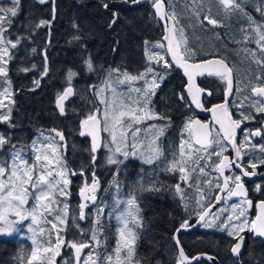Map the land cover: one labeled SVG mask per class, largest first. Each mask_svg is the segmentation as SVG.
I'll return each instance as SVG.
<instances>
[{"label": "snow or ice", "instance_id": "6c2138e0", "mask_svg": "<svg viewBox=\"0 0 264 264\" xmlns=\"http://www.w3.org/2000/svg\"><path fill=\"white\" fill-rule=\"evenodd\" d=\"M39 2L43 4L46 0H39ZM130 2L138 4L141 0H130ZM149 2L155 9V17L165 20L164 40L168 41L167 46L162 41L151 44L145 40V55L148 63L143 72L137 76L123 73L122 79L117 75L115 82H113L111 79L112 72H119V69H113L109 73V78L103 82V87L96 89V86H93L95 94L98 96H102L109 89L112 91L113 96H116V83H128L131 85L132 82L137 80L144 81L142 88L130 87L126 94L128 100L136 105L135 108L129 106L126 111H120L119 115H114L112 113L115 111V108L107 97H103L101 99V103L105 105L103 122H101L98 115L100 112L99 108L96 109L95 113L90 112L84 119L80 120L79 135L81 137L86 135L91 137L89 151L92 163L88 169L91 175H88L84 167H81L79 171L70 168L65 156L67 138L61 130L55 128L40 131L39 135L32 140L30 148L33 160L31 163L26 154L28 152L27 146L18 147L17 145H11L9 156L6 159H0V234L17 232V224L20 221H30L27 232L30 233L28 238L31 240L33 247L30 254L21 250L19 257L21 264H59L57 257H61L62 248L71 250V255L63 258V264H139L138 260H134L135 243L139 238L138 230L143 227V218L140 215L139 207V194L146 191L159 192L174 188V194L180 197L181 202L184 201L185 193L181 184L178 183L174 186L165 185L158 179L153 178L154 172L145 174L144 169H141L139 179L129 186L127 195H121L124 184L118 179V176L121 165L124 164L129 156L136 157L143 164L147 165H159L164 157V152L161 149L159 141L160 137L164 135L166 128L171 125V119L166 114L158 113L152 109L151 98L165 79L167 71L164 73L158 72L152 66L153 60L158 64L162 63L165 70L170 69L173 63L184 70V75L187 77V84L185 86L187 97L184 93H181L178 98L186 104L190 99L191 104L188 105L189 107L195 105L196 108L205 109V105L201 99V94L205 92V89L198 87L194 80L196 76L204 75L205 73L209 76H217L224 83L226 98L224 103L207 109L212 112L216 123L219 124L216 135L213 136L211 131H209L204 134L203 139H197L196 143L200 145L199 148H194L191 142L185 141L182 136L178 152L173 150L171 160H168L161 170L164 172L178 171L181 174V181L189 183L191 174L186 172V168L194 164L198 167L200 173L206 176L210 175L206 172L208 164H201V161L205 160V156L199 154L201 152L205 153L208 160H211V156L215 155L219 159V163L214 165L212 171L218 173L223 178V185L221 186L219 182L216 185L219 189L216 202H224L226 204L233 197L239 198V202L230 205L232 211L226 216H223V212L226 209L213 214L206 206L199 213L197 223L205 228L218 227L221 231L227 232L229 237H233L236 243L231 246V252L237 257L244 240L241 233L246 229L256 236L264 237V200L256 204L258 214L255 220L250 221L247 218L246 208L251 207L253 202L248 199V192L242 182V177L256 175L257 168L264 166V143H253V138L255 137L264 139V125L255 130L243 129L244 137L237 144V130L240 129L241 123L247 120H254L256 117L251 112L244 113L241 111L242 119L235 120L229 114L228 98L234 92L235 94L242 92L240 84L234 75L233 67H230L224 58L215 61H195L193 59L194 54L187 48V39L184 37L183 29L175 28V25L179 23V18L175 11L166 12L164 0H149ZM243 2L244 0H219V3L224 7L226 12L239 11L243 16L247 17L250 27L255 25L251 29L249 36H252V39L255 40L261 55L258 58L255 51H246L250 52L252 59L257 64L264 66V24H258L245 11ZM19 6L20 0H10L8 6L0 5V78H3L4 82L8 84V87H4L0 91V122L8 123L9 126H12L11 105L14 104V100L12 99L13 93L10 90L11 82L7 79V65L13 59L14 50L25 39V37L17 36L13 40L8 35L12 27V18L18 15ZM103 6L106 9L108 8L107 3H104ZM169 7L172 6L169 5ZM192 10L194 15L201 20V25H203L204 21H207L209 25L213 27L217 26L218 21L211 17L210 11L208 13L205 12L202 3H196V0H193ZM256 11L261 16H264V0H257ZM117 15V13H113L114 17ZM169 18L172 20V28L168 24ZM49 23V21L41 20L36 25V28L44 27ZM112 23H115V19H113ZM177 31L179 32V39L173 43V39L169 33ZM247 39L248 36H246ZM156 48H166V51L156 52L154 51ZM32 51L35 52L36 49H32ZM167 55H171V61L166 59ZM85 63L89 71H91V60H87ZM32 67L35 68L36 66L33 65ZM21 71H29V69H21ZM47 72L48 68L45 65L42 76L47 75ZM75 75V72L69 70V86L65 87L62 93H57L55 104L61 115L65 113L64 102L74 94L71 80ZM149 76L151 77L150 81ZM256 79L261 80L262 77L258 75ZM33 84L35 87H39L40 81L34 80ZM133 92L136 94L135 99L132 97ZM251 94L258 98L251 101L256 113L264 114V99H259L264 98V85L253 86ZM208 95H211V92H208ZM5 100L8 103H5ZM249 100L250 97L245 95L244 100L236 106L238 109H242L244 102ZM119 107H124L123 99L119 101ZM125 117H129V119H125ZM146 119L167 120L168 123L163 126L151 124L147 128L135 126L141 124ZM101 123L103 124V131L110 133L111 143H105L99 139L98 132ZM193 125H198L200 129L208 127L190 117L185 122L184 128L191 131ZM141 133H143V138L140 136ZM129 136L131 137V141H129ZM9 144H11V137L0 134V149ZM213 144L219 148V151L209 152ZM227 145H231V148L235 151V158L229 159L228 156L224 155V152L227 151ZM100 148H106L108 151L106 163L116 166L113 178L109 183V188L114 189L111 206L100 204L96 195L100 187V181L97 177L95 164L97 160L96 153ZM245 148L248 151H242ZM257 151L262 154L258 159L250 155ZM244 156L250 157L247 165L243 162ZM249 168L252 170L251 172L248 170ZM234 169H239V174ZM226 170L231 171L232 175H225ZM192 171L194 172L195 168ZM76 175L81 176L83 180L79 188L81 202L78 205V212L75 209H71L67 202V197L71 195L69 191V186L72 183L71 177ZM207 183L211 186L212 182L209 180ZM107 190L105 189V191ZM255 191L264 193V185L257 184ZM57 195L65 197V200H58L56 198ZM30 199L34 203L31 208H27L25 206L28 205ZM203 199L204 195L202 194L201 200ZM89 207H93L94 209L91 214L85 211ZM106 208L109 209L107 212L108 219L114 218L117 224V239L114 249L115 259L112 253L107 252L105 245L106 237L103 236L104 227L102 218L105 215ZM10 213L16 219H10ZM90 215L92 216L90 230L79 228L77 221H86ZM48 217H52V219L49 220ZM69 218L72 225L79 229L80 236L66 240L62 233L68 226ZM49 224L51 228L46 227ZM191 227L193 225L187 219L180 225L181 229ZM179 231L180 229H177V232ZM53 233L56 235L55 242L52 241ZM44 236L47 237L46 247L41 239ZM176 243L179 245V240ZM101 248L104 249L103 252L100 251ZM85 249H90L86 256L82 255ZM101 256H103V261H101ZM200 258L193 257L190 259L181 248L179 250L178 264H191V260H199ZM207 258L209 260L214 259L211 256Z\"/></svg>", "mask_w": 264, "mask_h": 264}, {"label": "trees", "instance_id": "16d2710c", "mask_svg": "<svg viewBox=\"0 0 264 264\" xmlns=\"http://www.w3.org/2000/svg\"><path fill=\"white\" fill-rule=\"evenodd\" d=\"M104 3L108 4L107 9ZM9 4L10 0H0V5ZM135 5L130 0H46L43 4L39 0H20L18 15L12 18L8 35L13 40L17 36L25 39L14 50L13 59L7 65V79L11 82L10 90L14 100L11 105L12 126L0 122V134L10 136L11 144L0 149V158L8 157L11 145L30 143L38 131L55 128L61 130L67 138L65 156L70 168L79 171L84 167L88 175H91L88 171L92 163L89 151L91 144L87 136L79 135V131L80 120L101 108L93 86L101 88L113 69H123L132 76L136 72L133 64L140 56V42L148 35L153 41L157 33L158 26L151 3L142 0L140 10L135 9ZM113 13L118 15L114 17ZM113 19L115 23H112ZM41 20L50 23L36 28ZM87 60H91V71L85 63ZM33 65L36 67L33 68ZM45 65L48 72L42 76ZM69 70L76 73L71 80L74 94L65 101V113L61 115L55 107V101L57 93L69 86ZM34 80L40 81L39 87L34 86ZM3 83L4 79L0 78V89ZM5 102L8 103L7 100ZM150 122L152 120L146 124ZM153 122H157V119H153ZM96 156L95 170L100 181L96 195L100 203L116 166L106 163L102 148ZM136 159L128 158L121 167L118 179L124 184V193H128L129 186L139 179L141 169L146 174L153 167ZM71 181L70 208L78 211V189L83 180L76 175L71 177ZM161 183L165 184L163 181ZM171 192L162 190L139 194L143 227L138 230L139 238L135 243L134 254V260H138L139 264H174L168 249L172 246L174 228L181 215L172 204ZM92 210L89 207L86 211ZM75 232L76 227L69 218L62 235L70 240L76 238ZM220 241L227 243L228 239L220 237ZM255 246L250 247L247 255L241 256V264H264L259 244ZM32 247L23 240L0 237V264H21V250L30 254ZM222 252L230 256L229 250L223 249ZM70 255L71 250L62 248L61 257H57V261L63 264V258ZM197 264L210 263L199 261ZM221 264L233 262L228 260L224 263L221 260Z\"/></svg>", "mask_w": 264, "mask_h": 264}, {"label": "flooded vegetation", "instance_id": "af4514ba", "mask_svg": "<svg viewBox=\"0 0 264 264\" xmlns=\"http://www.w3.org/2000/svg\"><path fill=\"white\" fill-rule=\"evenodd\" d=\"M149 1V0H148ZM216 4V9L218 12V16L216 11H214V15L211 14V17L218 21L217 26L213 27L203 22L201 25V20H198L197 27L190 20H185L183 13H181V8L173 7L174 0H164L165 3V11L171 12L175 11L177 17L179 18V23L175 25L176 29L182 28L184 31V37L187 39V48L193 53V59L195 61L207 59L210 57H220L224 58V60L228 63L230 67L234 69V75L240 84V88L242 92L240 94H234L228 100V111L231 115L232 119L241 120V111L244 113L251 112L256 118L254 120H247L241 123L240 129L237 130V144L244 137L243 129H251L255 130L262 125H264V114H258L255 111V107L252 106L251 101L258 99L257 97L252 96L251 88L253 86H262L264 85V66L259 65L260 72H257L256 69L254 73H250L248 76L243 77L241 73L240 65H236L229 59L227 56L231 53L235 52H245L247 47L244 46H253L257 44L255 41L253 44L246 40V36L249 38V21L246 16H242L244 18L234 20L233 13H238V11H232L229 13V16H225V9L219 3V0H212ZM142 3V0L141 2ZM140 3L135 5V9L140 10ZM248 2H243L244 7H247ZM171 5L172 7H169ZM152 6V4H151ZM220 9H219V8ZM222 9V10H221ZM250 10V8H249ZM152 11L155 16V9L152 7ZM249 14L253 15L252 12L249 11ZM157 22V33L154 35V40H150V36L148 35L140 42V56L139 60L133 64V69L136 70L132 76H137L140 72L145 70V67L148 63L147 57L143 52V46L145 40L149 42H158L162 41V37L164 34L162 23L155 17ZM244 19V20H243ZM253 19L258 24H264V16H259L256 13L253 15ZM190 23L193 25L192 29L190 28ZM173 25V24H172ZM247 30V31H245ZM254 35V33H253ZM176 41L179 39V32H175ZM216 36L219 40L218 44H211L210 37ZM164 43V42H163ZM249 48V47H248ZM260 51L259 48H255ZM252 50V49H248ZM161 51H166L165 49H161ZM203 57H202V56ZM201 56V57H200ZM168 61V55L166 56ZM152 66L161 73L167 71V75L163 82L160 84V87L156 89L155 95L151 98V107L154 111L158 113L166 114L171 119V125L166 128V131L162 137H160V146L164 152L163 162L159 165L153 164L150 172H154L155 175L153 178L158 179L160 182H165V185H176L181 184V187L185 193V199L181 202L179 196L174 194V188L170 189V195L173 197L172 204L175 206L178 214L181 215V219L177 221V226L174 228V231L180 227L184 220H189L191 224H193L196 218L199 216L202 208L210 205L216 198L219 189L217 188V182L222 186L223 178L219 176L218 173L213 172L212 168L215 164L219 163V159L215 156H211V160L207 159L205 153L201 152L199 155L205 156V160L201 161V164L207 163L208 167L206 168V172L210 175H204L199 172L198 167L196 165H190L186 168V172L190 173V181L189 183H183L180 179L181 174L177 172H164L161 169L164 167L165 163L172 158L173 150L178 152L180 146V140L183 136L185 141H190L194 148H199L200 145L193 141L192 131L184 128L185 122L188 118L200 119L202 123H208L209 131L213 136L216 135L217 130L219 129V124L216 123V119L214 118L212 112L207 109L212 108L214 105L222 104L225 99V85L224 83L215 75L209 76L201 75L196 78V84L198 87L205 89V92L201 94L202 103L205 105V109L201 111L196 110L192 105L189 107L190 101L188 103H184L179 100V94L184 93L187 97L185 91L186 79L183 76V73L180 69L171 66L170 69L165 70L163 65H158L156 62L152 61ZM260 75L262 77L261 80H257L256 77ZM241 77V79H240ZM208 92H211V95H208ZM248 95L250 97L249 101L244 102V107L242 109H238L236 105H239L241 101L244 100V96ZM264 99V98H259ZM219 115V113H218ZM168 123L167 120H158L157 122H152L151 124H155L157 126H163ZM227 123V121H225ZM205 130V129H204ZM253 143H264V139L261 137L253 138ZM219 151V148L213 144L209 149V152ZM242 151H248L247 148ZM224 155L228 156L229 159L235 158V151L231 148V145H227V151L224 152ZM250 155L255 156L257 159L260 158L262 154L258 151L255 153H251ZM250 157L244 156V164L247 165V161ZM123 166V165H121ZM195 168L193 172L192 169ZM250 172L252 171L250 168L248 169ZM234 171L239 174V169H234ZM256 175H250L247 177H242V182L248 192V199H250L253 204L251 207L246 208L247 218L251 220H255V217L258 213V209L256 208V204L261 200H264V193L255 191L256 185H264V166L258 167L256 170ZM225 175H232L231 171L226 170ZM211 180V186L207 183V181ZM200 194L204 195V199L201 202L195 201L196 195ZM239 198L233 197L227 201L218 203L217 207L211 212L214 213L221 209H227L226 213H223L226 216L229 212L232 211L230 205L233 203H238ZM244 237L241 250L239 256H233L231 254V246L236 243V240L233 237H229L227 232L221 231L217 228H203L199 226L193 230L188 232H183L179 235L178 240L179 243L184 250L185 254L188 257H193L199 253H208L216 257L219 264L222 262L232 261L233 264H241V256L247 255L250 252V247H257L256 244H259L260 247V255L264 261V239L255 238L252 232L247 231V229L241 233ZM220 237L227 238V243H222L220 241ZM204 248V249H203ZM223 249L228 251L230 256H225L223 254ZM168 252L172 254V260L174 264H178L179 256L177 250L172 241V246L168 249ZM168 253V254H169ZM218 256H221L220 258ZM170 257V256H169ZM206 261V260H199ZM199 261L193 263L197 264ZM208 262V261H207ZM211 264V263H210Z\"/></svg>", "mask_w": 264, "mask_h": 264}, {"label": "rangeland", "instance_id": "374dc122", "mask_svg": "<svg viewBox=\"0 0 264 264\" xmlns=\"http://www.w3.org/2000/svg\"><path fill=\"white\" fill-rule=\"evenodd\" d=\"M245 2H248L247 3L248 5H247V7H244V5H243V7H244L245 11L248 14H249V11H250V12L253 13V15H254V13H256L257 15L261 16L260 13L256 11L257 0H245ZM196 3H202L204 5L205 12L208 13L210 11V15L211 14L214 15V13H213L214 11L217 12V9H216L217 6L215 5L216 3L214 1H212V0H196ZM172 5H173V7H176V8L180 7L181 8V13H183V16H184L185 20H190L197 27V24H198V20L199 19L194 15L193 10H192L193 0H174V2H173ZM249 8H250V10H249ZM229 13H232V12H226L225 11V16L228 17L229 16ZM238 13L239 14H237L235 12L233 13V19L234 20L240 19V21H241V19L244 18V17H242L243 15L239 11H238ZM253 15H251L252 18H253ZM215 16H218V12H217V14ZM192 26L193 25L190 23V28L191 29H192ZM254 27H255V25H252L251 27L249 26V31L251 32V29L254 28ZM210 39H211V44H218V42H219V40H218V38L216 36H212V37H210ZM247 41H249V42H251L253 44V42L255 40L252 39V36H249V38L247 39ZM150 43L151 44H155L157 42L154 41V42H150ZM244 47H247L246 48L247 50L248 49H252V51H255L257 53V57L258 58L261 55L260 51H258V50L255 49V48H258V46H256V45H253V46H247L246 45ZM154 51L161 52V49L156 48V49H154ZM143 52L145 53V44L143 46ZM227 57L229 59H231L234 64L240 65L239 68L241 69L240 71H241L243 77L248 76L250 73H254V70L255 69H256L257 72H260L259 64H257L252 59V56L250 55V52L249 51H246L245 50V52H235V53H231ZM153 62H156V61L153 60ZM158 65H163V64L162 63H159ZM123 73H127V72L125 70H123V69L122 70H119L118 73L113 72V74L111 75L112 81L115 82L117 75H119L121 77V79H122L123 78V76H122ZM240 79H241V77H240ZM150 80H151V77L149 76V81ZM6 86L8 87V84H6L4 82L2 84V86H1L2 89H0V91H2L3 88L6 87ZM103 86H101V87H103ZM115 86H116V93H117L116 96H113V93H112V91L110 89L107 90V91H105L102 94V96H98L99 101H100V104H101L100 112H99L98 115H99V117L101 119V122H103V113H104V109H105V105L103 103H101V99L103 97H107V99L109 100V102L115 108V111L112 114L119 115V112L120 111H126L129 106H131L133 108L136 107L135 104H132L131 101L128 100L126 94L128 93L130 87L131 88H137V87H141L142 88L144 86V81L137 80V81L132 82L131 85L128 84V83H125V84L116 83ZM10 88H11V85H10ZM135 96H136V94L133 92L132 93L133 99H135ZM121 99L124 100V107H122V108L119 107V101ZM125 119H129V117H125ZM147 121H149V120L146 119L141 124L135 125V126H139L141 128H147L150 125V123H151L150 122L147 125L146 124ZM101 127H102V131H103V124L102 123H101ZM39 133H40V131H38L36 133V135L32 138V140L35 139L39 135ZM103 134H104V136H103V142H105V143H111L110 133L107 132V131H103ZM140 136H141V138H143V133H141ZM32 140L30 141V143H27V144H17L18 147L19 146H27L28 147V152L26 154L29 157V162L30 163L33 160L32 152H31V148H30V145H31ZM129 141H131V137L130 136H129ZM113 147H115V145H113ZM102 149H103L104 158L106 159V156L108 154V151H107L106 148H102ZM8 156H9V154H8ZM131 157L132 156H129V158H131ZM0 159H6V158H0ZM121 159H122V157H121ZM136 160H138L139 162H141V160L138 159V158ZM162 162H163V158H162ZM78 191H79V189H78ZM113 195H114V189H110L108 187V190H107L106 194L100 199V204L111 206L112 203H113ZM121 195H123V196H126L127 195V193H124V189H123ZM199 196H200V194L198 196L196 195L195 201H197V202L200 203L201 200H200V197ZM56 198L58 200H60V201H64L65 200V197L59 196V195H57ZM69 199H70V196L67 197V202H68V204L70 206V200ZM33 203H34V201L30 199L28 205H26L25 207L31 208L32 205H33ZM79 204L80 203H78V205ZM92 209H93V207H92ZM93 210H92V212H93ZM108 210H109L108 208L105 209V215L102 218L103 219V227H104L103 236L106 237L105 245H106L107 252L108 253H112L113 254V258L115 259L114 249L116 247V239H117V233H116L117 224H116V221H115L114 218L111 219V220L108 219V217H107ZM221 210H223V209H221ZM221 210H219V211H221ZM219 211H216L213 214H215V213H217ZM86 212H88L89 214L92 213V212H89V211H86ZM226 212H227V209L223 213H226ZM223 216H222V218H223ZM9 218L10 219H16V217L14 215H12L11 213L9 214ZM48 219L51 220L52 217H48ZM83 222H84V224H83ZM29 223H30L29 220L20 221L17 224V228H18V231L17 232H13L11 234H0V237L12 238V239H16L17 241L18 240H23V241L28 242L30 245H32L31 240L28 238L30 236V233L27 232V227H28V224ZM77 223L79 224V228H82V229H85V230H90L91 225H92V216L90 215L89 219L86 220V221H79L78 220ZM46 227L47 228H51V225L49 224ZM203 228H205V227H203ZM75 233L77 234V236H75V237L78 238L80 236V232H79V229L78 228H76V232ZM41 239L44 242V246H47V237L44 236V237H41ZM55 240H56V235H55V233H53V235H52V241L55 242ZM89 250L90 249H85L82 255L86 256L87 253L89 252ZM103 251H104V249L102 248L101 249V252H103ZM101 259H103V256H101Z\"/></svg>", "mask_w": 264, "mask_h": 264}, {"label": "water", "instance_id": "95a60500", "mask_svg": "<svg viewBox=\"0 0 264 264\" xmlns=\"http://www.w3.org/2000/svg\"><path fill=\"white\" fill-rule=\"evenodd\" d=\"M161 23H162V26H163V30H164V34H163V37H162V40H163V42H164V44L167 46V43H168V41L167 40H164V35H165V20H160V19H158ZM204 23H206V24H208L207 23V21H204ZM168 24H169V27L170 28H172V20L169 18V20H168ZM209 25V24H208ZM212 26V25H211ZM169 35L171 36V38L173 39V43H175L176 42V36H175V32L173 33V32H170L169 33ZM168 58H169V60L171 61V59H172V57H171V55H168ZM217 59H220V57H210V58H207V59H202V60H198L197 62H200V61H204V60H213V61H215V60H217ZM226 62V61H225ZM227 63V62H226ZM174 67H176V68H178V69H180L181 71H182V73H183V76L185 77V79H186V84H187V77L184 75V70L182 69V68H180V67H178V66H176V64L175 63H173L172 64ZM207 73H205L204 75H206ZM199 76H201V75H198V76H196L195 78H194V80H195V83H196V78L197 77H199ZM186 84H185V86H186ZM197 85V84H196ZM68 87V86H67ZM63 92V91H62ZM61 92V93H62ZM187 94V93H186ZM72 97V96H71ZM70 97V98H71ZM69 98V99H70ZM230 98V97H229ZM229 98H228V100H229ZM226 99V98H225ZM225 99H224V101H223V103L225 102ZM67 101V100H66ZM189 101H190V99H189ZM65 103V102H64ZM190 104H191V101H190ZM196 110H198V111H201V109H199V108H196L195 107V105H192ZM55 107H56V104H55ZM56 109H57V107H56ZM57 111L59 112V110L57 109ZM96 112V110L93 112V113H95ZM211 112V111H210ZM60 113V112H59ZM195 120H197V121H199L201 124H203V125H208V123H202L201 122V120L200 119H195ZM205 129V130H204ZM204 129H200L199 128V126L198 125H193L192 126V137H193V141L196 143V141H197V139H203L204 138V134L205 133H207V132H209V128L208 127H206V128H204ZM87 136V135H86ZM88 137V139H89V141H90V144H91V137L90 136H87ZM98 137H99V139L100 140H102V128H101V126H100V130H99V132H98ZM101 149V148H100ZM99 149V150H100ZM98 150V151H99ZM218 194H219V192H218ZM78 198H79V201L81 202V197H80V195H79V193H78ZM217 205H218V203L216 202V198H215V200L210 204V205H208L207 206V208H208V210L210 211V212H212L216 207H217ZM258 214V213H257ZM257 216V215H256ZM256 218V217H255ZM198 219H199V216L196 218V220H195V222L192 224L193 225V227H191V228H187V229H181L180 227H178L177 229H180V231L179 232H177V229L173 232V243H174V246H175V248H176V250H177V253H178V256H179V250L182 248L181 247V245H180V243H179V245H177V243H176V241L178 240V237H179V235L181 234V233H183V232H188V231H190V230H193V229H195V228H198L199 226H200V224H198L197 223V221H198ZM254 237L255 238H259V239H264V237H259V236H256V235H254ZM243 243V242H242ZM242 246V245H241ZM241 250V249H240ZM184 251V250H183ZM185 253V252H184ZM231 254H232V252H231ZM186 255V254H185ZM233 255V254H232ZM187 256V255H186ZM209 256H211V257H214V259L213 260H209L207 257H209ZM234 256V255H233ZM193 257H201L199 260H206V261H208L209 263H211V264H219V262H218V260L216 259V257L215 256H213V255H211V254H208V253H199V254H196L195 256H193ZM193 257H189L190 259L191 258H193ZM199 260H191V264H193V263H195V262H197V261H199Z\"/></svg>", "mask_w": 264, "mask_h": 264}, {"label": "bare ground", "instance_id": "6f19581e", "mask_svg": "<svg viewBox=\"0 0 264 264\" xmlns=\"http://www.w3.org/2000/svg\"><path fill=\"white\" fill-rule=\"evenodd\" d=\"M172 241H173V236H172Z\"/></svg>", "mask_w": 264, "mask_h": 264}]
</instances>
